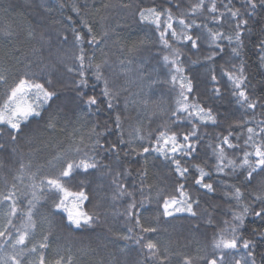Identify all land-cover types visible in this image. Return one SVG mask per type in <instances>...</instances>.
<instances>
[{
	"label": "trees",
	"instance_id": "1",
	"mask_svg": "<svg viewBox=\"0 0 264 264\" xmlns=\"http://www.w3.org/2000/svg\"><path fill=\"white\" fill-rule=\"evenodd\" d=\"M197 2L0 0V71L7 78V84L0 83V101L5 88L25 72L36 73L41 82L51 78L50 90L57 93L44 106L41 117L30 118L22 125V131L15 142L8 138L11 133L6 128L5 134L0 136V143L5 145L0 149V193L6 194L11 185L16 184L19 207L26 211L28 200L32 198L29 174H35L37 184L46 176L54 178L59 169L51 167L49 161L58 152L67 150L70 144L79 143L81 137L84 138L81 147L91 146L95 139L92 134L93 125H97L96 132H103L101 144L105 148L113 143L118 148V156L117 152L98 149L99 168L90 169L87 173L80 171L74 179L65 181L70 192L84 191L88 196L82 206L83 210L98 217L91 225L77 228L67 220V213L54 208L53 201L58 202L62 194L47 189L43 192L37 190V194L43 198L34 209L36 228L27 242V248L36 245L37 251H26L23 264H39L41 252L45 264H54L59 257H64V264H144L145 253L140 246L132 240L120 238L128 234V228L133 229V236L145 235V242L147 239L156 241L161 256L167 257L165 264H183L185 255L192 257L194 264H205V259L201 258H212V242L219 229L225 227L223 222L232 220L233 209L241 210L236 201L225 195L231 189L223 187L222 182L239 186L244 194L243 203L251 204L253 195L264 190V173L254 174L249 183L245 170L238 169L231 175H225L217 174L213 169L216 160L212 149L219 143L218 134L224 136L231 131L232 142L242 145L247 127L258 130L259 122L264 121V107L258 104L254 110H246L237 103L232 95V84L226 75L227 72L239 75L238 70L242 65L247 77L244 86L249 97L264 104V7L258 6L252 15H248L251 9L245 11V0H231V7L239 8L242 18L248 20L242 31V47L239 48L238 56L231 51L237 47L235 40L231 43L227 39L219 41L223 52L206 42L201 43L198 51L192 50L190 46L176 45L185 53V74L193 84L190 102L196 98L205 108H211L217 117L216 124L209 122L198 125L200 138L193 156L178 154L176 157L183 167L189 168L188 178L180 180L170 160H165L158 153L151 151L138 155L131 151L128 144L132 139L129 134L136 128L141 129V134L146 137L142 143L134 144L137 149L151 147L148 134L151 133L150 139L154 142L158 132L163 130L162 126L167 125L177 132L191 129L187 121L175 125L172 123L171 112L176 107L178 88L162 82L169 78L162 64L164 50L159 45L154 25L141 23L138 11L140 8H171L173 15L179 17L182 13L187 14L191 4ZM209 2L205 0V5ZM228 3L229 0H217L220 12H225L224 22L220 25L211 22L212 14L207 7L202 14L195 17L185 15V18H194L198 23H208L214 30L233 34L236 31L234 25L238 21L227 14L224 5ZM74 7L79 12L74 11ZM82 19L92 26L94 34L99 38L98 44L87 43L90 36L81 23ZM175 26L179 30L178 24ZM74 30L85 37L83 47L86 50V62L88 57H92L94 64H101L109 86L119 93V105L113 111L108 110L106 103L101 101L98 110L93 108L92 114H88L89 109L78 96L79 91H84L85 99L87 95L93 94L99 97L103 83L96 81L92 75L93 70L89 69V87L76 88L74 81L78 77L67 71L68 67L76 66L75 56L79 54ZM200 31L195 30L194 35ZM212 52L217 55L211 61L203 59ZM213 74L217 78L215 82L211 79ZM216 87L220 89L219 95L212 91ZM117 112L123 122L124 144L119 143L118 130L113 123ZM50 117L54 119V129L48 127ZM241 124L244 126L240 127ZM237 135L240 136L239 141L234 138ZM226 154L237 162L242 155L239 151L227 148ZM22 163L26 166V174L19 180L17 177L21 175ZM193 165H201L211 173V179L205 182L213 183L215 191L208 192L194 184L198 172ZM114 179L133 193L136 201L133 211L138 214L141 224L155 228L156 232L142 234L135 225V218L129 219L126 216L131 198L124 196L113 200L117 187L113 183ZM180 183L186 185L185 190L194 199H199V205H193L197 215L177 213L165 217L162 214V199L157 197V193L174 194ZM259 207L258 202L252 205L253 212L258 211ZM8 210L7 203L0 204V229L7 223L5 214ZM253 212L246 216L240 235L252 241L254 247L249 250L239 248L226 251L225 264H235V260L246 256L247 251L253 252L256 264H264V235H261L264 233V219L256 217ZM12 219L13 224L20 227L24 217L18 214ZM9 231L14 233L15 228L10 227ZM45 235L48 236V247L40 249L39 244L44 242ZM12 251L10 245H6L0 249V256L11 254ZM154 264H159V261Z\"/></svg>",
	"mask_w": 264,
	"mask_h": 264
},
{
	"label": "snow or ice",
	"instance_id": "2",
	"mask_svg": "<svg viewBox=\"0 0 264 264\" xmlns=\"http://www.w3.org/2000/svg\"><path fill=\"white\" fill-rule=\"evenodd\" d=\"M246 9H251V12H247L248 15H252L258 6L264 7V0H245ZM127 7V5H126ZM179 7V5H177ZM205 7L211 15V22L220 25L224 22L225 12H220L217 6V0H210L209 4L205 5V0H198L197 3L191 4L187 14H181L179 17H175L171 8L158 9L156 7L140 8L138 11L139 20L141 23H148L154 25L155 31L158 35L159 45L164 50L162 56V64L167 70L168 80L162 81L169 83L173 88H178V93L175 99V109L171 112L173 118L172 123L179 124L187 121L191 125V129L187 132L172 131L167 125L162 126L163 130L159 131L155 137V141H151V133L148 134L151 147L144 146L140 149L134 147L136 142L142 143L146 137L141 134V129L136 128L133 133L129 135L132 137L128 141L131 151L136 152L138 155L147 154L151 151L163 156L165 160H170V163L174 165V171L180 180H186L189 174V168L181 165L180 159H177V155L184 157H191L195 154L197 148V141L199 140V127L198 125H206L209 122L212 124L217 123V117L213 113L211 108H205L196 98H193L190 102V96L193 93V84L189 76L185 74V66L183 57L185 53L177 44L190 46L192 50L198 51L201 43L206 42L209 45H215L220 52L224 49L219 43L222 39H227L229 43L235 40L237 47L231 49L234 55H239V48L242 47L241 35L243 29L247 26L248 20L242 18V13L239 8L231 7V0L228 4L224 5L227 14L238 22L234 25L236 31L233 34H226L222 30H214L208 26V23H198L196 19H186L185 15L198 16L203 13ZM74 11L79 12L78 8H73ZM69 19H71L69 17ZM81 23L87 29V33L90 39L87 43L90 45H96L99 43V38L94 34L92 26L86 21L81 20ZM178 28L177 29V25ZM195 30H202L199 34L194 35ZM10 35V33H8ZM29 35H32L29 32ZM106 35V33H105ZM65 39H67L65 37ZM74 40L79 48V54L75 56L76 66L68 67L67 71L75 73L78 79L74 81L77 89H86L89 87V76L87 71L92 69V75L96 81L102 82L103 87L101 89L99 97L95 94L87 95L85 92L79 91L78 96L83 100L84 105L89 109L88 114H92V109L98 110L101 101L106 103L108 110L113 111L119 105V93L114 92L109 86V81L105 78L102 65L94 64L93 58L88 57L86 62V50L83 47L85 42L84 35L81 32L74 30ZM217 55L216 52H212L210 55L203 57V59L211 61ZM264 59V57H262ZM194 62V61H193ZM123 64V61H121ZM235 67V66H233ZM239 75H234L231 72H227L229 81L232 84V95L236 98L237 103L246 110H254L258 104L264 107V104L253 101L248 95L245 89V82L247 77L244 75L243 66L239 68ZM212 81H216L215 74L211 77ZM0 83L7 84V78L0 71ZM156 83V81H153ZM52 86L51 78H48L45 82H41V78L36 73L25 72L20 75L13 83L5 88L2 101H0V136L5 134V128L11 135L8 137L12 142L17 140V136L22 131V125L26 124L30 118H39L42 116L44 106L52 101L57 93L54 90H50ZM212 91L217 95L220 94L218 87L213 88ZM115 128L118 130L119 143L124 144L123 139L124 132L122 129V118L117 112L113 120ZM247 123V122H244ZM243 127L244 124L239 125ZM48 127L54 129L55 122L52 117L48 120ZM97 125H93L92 134L95 139L92 141L91 146L81 147L83 144V137L80 138L79 143L70 144L67 150L60 151L53 157L52 161H49L51 167H58L59 171L53 178L46 176L40 180L39 184L35 182V174H29L28 178L32 180L29 185L31 188L32 198L28 200V207L26 211H23L18 204V190L16 184H12L7 193H0V204L7 203L9 210L5 214L7 223L0 229V239L3 243H0V249H3L6 245H10L12 248L11 254L0 256V264H23V257L25 252L36 253L37 246L33 245L30 249L27 248V242L29 237L33 234L36 228V221L34 219V209L36 204L43 198V196L37 194V190L43 192L45 189L52 191L60 195L59 201H53L55 209H62L67 213V220L75 225L77 228L82 225H91L94 217L87 211L83 210V204L88 200V196L84 191L70 192L68 187L65 186L66 180H72L75 175L83 171L87 173L90 169H97L100 167V161L97 157V150L102 149L105 152H117V144L113 143L108 148H105L101 144V136L103 132H96ZM107 131V129H105ZM246 138L243 139V144L233 143V133L229 131L228 135L219 136L217 143L212 151L215 157L216 163L213 166L214 171L217 174L231 175L238 169L245 170L247 172V180L250 183L254 177V174L264 173V121L259 122V128L247 127ZM239 141L240 136L234 137ZM4 144L0 143V149L4 148ZM211 147V145H210ZM87 148V150H85ZM226 148L233 151H239L242 155L239 157V162L236 159L230 158L226 154ZM127 155V153H125ZM193 168L198 172V176L194 179V184L201 189L208 192L215 191L213 183L205 182L211 179V173L206 171L201 165H193ZM226 169L228 170L226 172ZM21 175L17 179L22 180L26 174V166L22 163L20 165ZM119 176V173H117ZM113 183L117 185L116 192L113 195V200L119 199L124 196L131 198L126 210V216L129 219L135 218V225L140 229L142 234H149L156 232L155 228L145 227L141 224L138 214L134 213L136 207L135 197L132 192L127 190V187L123 184L117 183L114 179ZM223 187L231 189L226 191L225 195L232 200L236 201L240 207V211L232 210V220H225L223 223L225 227L220 228L217 235L213 239L212 258L205 259V264H225V253L229 250H237L242 248L249 250L254 247L253 242L244 239L240 235V229L244 225V221L249 212H253L252 205L259 203L260 207L258 211H254L253 215L264 219V190L259 194H255L252 197L251 204L243 203L244 194L241 188L237 185H229L227 181L222 182ZM186 185L180 183L175 188L174 194L161 195L157 193V197L162 199V214L165 217L174 216L177 213H188L191 216H196L193 205H199V199H194L192 195L185 190ZM71 197V202L69 201ZM143 203V201H141ZM22 215L24 219L21 221L20 227H16L13 224V217ZM211 223V220H209ZM15 228V232L9 231V228ZM128 234L122 235L120 238L128 241L132 240L136 245L140 246L141 250L145 253L144 264H154L159 261V264H165L167 257L161 256V249L158 243L152 239H147L145 242V235L133 236V229L128 228ZM264 235V233H261ZM43 243L39 244L40 249L48 247V236L43 237ZM242 241V243H241ZM167 252V248L164 249ZM218 253V255H217ZM71 261V257L68 258ZM39 264H45V257L41 252L39 256ZM54 264H64V257H59L54 261ZM183 264H194L193 258L190 256H183ZM235 264H256L255 256L252 251H247L246 256H241L235 260Z\"/></svg>",
	"mask_w": 264,
	"mask_h": 264
},
{
	"label": "rangeland",
	"instance_id": "3",
	"mask_svg": "<svg viewBox=\"0 0 264 264\" xmlns=\"http://www.w3.org/2000/svg\"><path fill=\"white\" fill-rule=\"evenodd\" d=\"M71 199H72V198H71V197H69V201H70V202H71ZM1 242H2V239H0V243H1Z\"/></svg>",
	"mask_w": 264,
	"mask_h": 264
}]
</instances>
